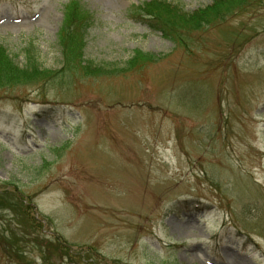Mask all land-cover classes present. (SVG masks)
I'll return each mask as SVG.
<instances>
[{"label": "rangeland", "instance_id": "rangeland-1", "mask_svg": "<svg viewBox=\"0 0 264 264\" xmlns=\"http://www.w3.org/2000/svg\"><path fill=\"white\" fill-rule=\"evenodd\" d=\"M149 1L0 0V48L59 77L0 89V188L41 234L0 208V264H264V0H163L227 11L186 48L134 19Z\"/></svg>", "mask_w": 264, "mask_h": 264}, {"label": "trees", "instance_id": "trees-1", "mask_svg": "<svg viewBox=\"0 0 264 264\" xmlns=\"http://www.w3.org/2000/svg\"><path fill=\"white\" fill-rule=\"evenodd\" d=\"M229 1L228 5L231 3L235 5H245V3H253L257 0H226ZM239 2V3H238ZM163 0H150L147 3L133 9L132 16L134 17L137 22L146 25L150 30L159 32L162 36L172 41L176 46L179 47H187V41L185 40L183 34L184 29L191 30H201L207 24L214 23V21H221V17L227 11L222 10L223 8L220 7L218 4H215L213 7H209L206 9L197 10L193 13H186L183 9L176 5H169ZM232 4V5H233ZM233 5V6H235ZM229 11V10H228ZM86 15L84 16H76L72 15V11H67L65 14L64 22L62 25L61 32L59 33L60 38L62 39L61 49H68L69 52L74 50L70 54V58L73 62H81L79 59H82V45L81 39L83 38V29L86 28V25L83 26L84 22L86 24ZM193 22V24H189ZM75 41V44L73 42ZM66 58H68L67 52H65ZM33 58L28 57L26 62V67L20 68L18 65L14 63V61L4 53V50L0 48V89L1 88H13L19 85H38L48 83L49 81H53L55 78L58 79L59 77H55V74L41 70L35 61L32 60ZM65 59L66 64L68 65ZM85 62V61H84ZM155 62V58L150 55H142L140 52L136 51L134 53V57L125 65L123 69L124 72L131 71L135 66L139 65L138 68L141 66ZM82 73L85 72V68H82ZM89 71L90 67L87 69ZM96 72V71H95ZM87 76L88 74H84ZM57 81V80H56ZM0 188V208H5L6 211L12 212V214L16 217V219H20L21 222L26 228L34 227L30 220L27 219L25 208L27 207L24 205V201L21 200L22 192L16 189V187L12 186L9 187V184L1 185ZM24 217V218H23ZM18 222V223H19ZM36 233L37 237H40V230L34 227L32 234ZM23 241V240H22ZM21 241V242H22ZM39 240H35L31 243L34 245L35 248H39L38 245ZM44 243L43 241L40 242ZM41 247V246H40ZM54 250H58L59 257L66 258L68 257V253L62 249V247L55 246L53 247ZM43 249V247H42ZM41 253V252H40ZM45 255V254H44Z\"/></svg>", "mask_w": 264, "mask_h": 264}]
</instances>
